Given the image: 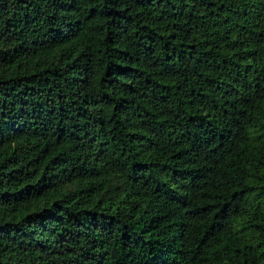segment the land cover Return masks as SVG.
<instances>
[{"label":"trees","instance_id":"obj_1","mask_svg":"<svg viewBox=\"0 0 264 264\" xmlns=\"http://www.w3.org/2000/svg\"><path fill=\"white\" fill-rule=\"evenodd\" d=\"M0 264H264V0H0Z\"/></svg>","mask_w":264,"mask_h":264}]
</instances>
